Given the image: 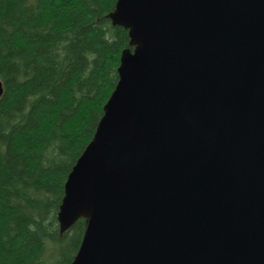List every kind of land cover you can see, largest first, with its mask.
I'll return each mask as SVG.
<instances>
[{"label":"water","instance_id":"water-1","mask_svg":"<svg viewBox=\"0 0 264 264\" xmlns=\"http://www.w3.org/2000/svg\"><path fill=\"white\" fill-rule=\"evenodd\" d=\"M109 17L130 43L65 184L61 234L87 220L71 264H264V0Z\"/></svg>","mask_w":264,"mask_h":264},{"label":"trees","instance_id":"trees-1","mask_svg":"<svg viewBox=\"0 0 264 264\" xmlns=\"http://www.w3.org/2000/svg\"><path fill=\"white\" fill-rule=\"evenodd\" d=\"M118 0H0V264H71L87 220L61 234L67 178L119 82Z\"/></svg>","mask_w":264,"mask_h":264}]
</instances>
